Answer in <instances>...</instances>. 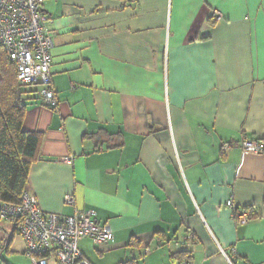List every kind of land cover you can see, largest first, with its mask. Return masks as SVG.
<instances>
[{"label":"crops","instance_id":"obj_1","mask_svg":"<svg viewBox=\"0 0 264 264\" xmlns=\"http://www.w3.org/2000/svg\"><path fill=\"white\" fill-rule=\"evenodd\" d=\"M42 14L56 104L27 87L22 120L41 137L25 190L39 209L109 227L107 245L78 242L90 264H264V155L240 148L264 146V0H45ZM229 200L254 218L238 224ZM24 246L0 221V264H30Z\"/></svg>","mask_w":264,"mask_h":264},{"label":"built area","instance_id":"obj_2","mask_svg":"<svg viewBox=\"0 0 264 264\" xmlns=\"http://www.w3.org/2000/svg\"><path fill=\"white\" fill-rule=\"evenodd\" d=\"M45 0H0V50L15 67L16 81L24 86L40 88L42 101L54 107L55 96L50 88L51 51L53 48L52 23L42 14ZM216 19L221 17L212 12ZM229 146H223V151ZM244 152L264 155V146L258 141L240 144ZM71 195L64 197V205L72 206ZM234 221L246 224L250 214L226 202ZM0 221L15 226L24 241V255L30 264H47L46 255H52L57 264H90L78 250L81 239L94 246L112 242V233L106 224L96 221L91 210L76 211L72 216L43 213L32 194L24 192L18 204L0 202Z\"/></svg>","mask_w":264,"mask_h":264},{"label":"trees","instance_id":"obj_3","mask_svg":"<svg viewBox=\"0 0 264 264\" xmlns=\"http://www.w3.org/2000/svg\"><path fill=\"white\" fill-rule=\"evenodd\" d=\"M27 87L17 83L14 65L0 50V202L8 204L20 202L30 166L39 156L40 135L22 130ZM189 255L178 252L169 258L176 264H191Z\"/></svg>","mask_w":264,"mask_h":264}]
</instances>
